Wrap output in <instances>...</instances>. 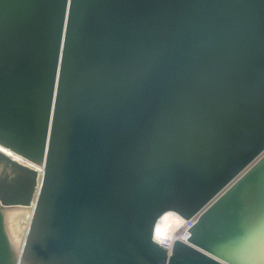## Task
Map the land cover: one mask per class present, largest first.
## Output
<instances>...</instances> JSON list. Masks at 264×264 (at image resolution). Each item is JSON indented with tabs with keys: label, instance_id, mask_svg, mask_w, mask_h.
Instances as JSON below:
<instances>
[{
	"label": "water",
	"instance_id": "water-1",
	"mask_svg": "<svg viewBox=\"0 0 264 264\" xmlns=\"http://www.w3.org/2000/svg\"><path fill=\"white\" fill-rule=\"evenodd\" d=\"M0 147V264H264V0H0Z\"/></svg>",
	"mask_w": 264,
	"mask_h": 264
},
{
	"label": "bare ground",
	"instance_id": "bare-ground-1",
	"mask_svg": "<svg viewBox=\"0 0 264 264\" xmlns=\"http://www.w3.org/2000/svg\"><path fill=\"white\" fill-rule=\"evenodd\" d=\"M36 174L41 175L40 168L27 163L20 157L0 147V179H2L0 182L11 184L14 190L27 189L33 193ZM3 177L5 178L3 179ZM33 205L34 203H31L30 215ZM21 209L27 208L24 205L0 206L3 232L8 247L6 260L9 263H17L21 251V248L18 247L19 242L16 240L15 230L12 227L13 219ZM179 224L180 220L176 215L170 212L164 214L156 224L155 241L161 243L170 238L176 232Z\"/></svg>",
	"mask_w": 264,
	"mask_h": 264
},
{
	"label": "rangeland",
	"instance_id": "rangeland-1",
	"mask_svg": "<svg viewBox=\"0 0 264 264\" xmlns=\"http://www.w3.org/2000/svg\"><path fill=\"white\" fill-rule=\"evenodd\" d=\"M4 178L5 177H3V179ZM40 178H41V175L39 176L38 174H36L35 182L33 185L35 192L33 191V193H31V199H30L29 205L28 204L25 205V207L27 209H21V211H19L13 219L12 227L15 230L16 240L19 242L18 247H20V248L22 246V243H23L22 240H24V236H25V233H26V230L28 227L27 223H29L30 216H31L30 215V211H31L30 206H31V203H34L35 196H36L35 193H36V191L39 187V184H40ZM0 180H2V179H0ZM0 206H2V204H0ZM18 242H17V244H18Z\"/></svg>",
	"mask_w": 264,
	"mask_h": 264
},
{
	"label": "built area",
	"instance_id": "built-area-1",
	"mask_svg": "<svg viewBox=\"0 0 264 264\" xmlns=\"http://www.w3.org/2000/svg\"><path fill=\"white\" fill-rule=\"evenodd\" d=\"M179 220H180V224H179L176 232H174V234L170 238H168L167 240L159 243L162 246H164L166 249L171 248V245H172L174 240H179V241L185 242L187 237H188L187 230L193 224L194 219H192L190 221H185V220H182L179 218Z\"/></svg>",
	"mask_w": 264,
	"mask_h": 264
}]
</instances>
